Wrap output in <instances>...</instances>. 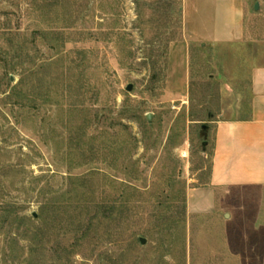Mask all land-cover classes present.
<instances>
[{
    "label": "rangeland",
    "instance_id": "obj_1",
    "mask_svg": "<svg viewBox=\"0 0 264 264\" xmlns=\"http://www.w3.org/2000/svg\"><path fill=\"white\" fill-rule=\"evenodd\" d=\"M223 47L182 0H0V264H264V186L213 178Z\"/></svg>",
    "mask_w": 264,
    "mask_h": 264
},
{
    "label": "crops",
    "instance_id": "obj_2",
    "mask_svg": "<svg viewBox=\"0 0 264 264\" xmlns=\"http://www.w3.org/2000/svg\"><path fill=\"white\" fill-rule=\"evenodd\" d=\"M255 3L182 0L185 37L201 47L222 45L226 52L238 46L239 59L247 66L243 95L248 104L238 108L244 114L219 119L214 129L213 178L230 187L264 186V15L255 14ZM206 201L198 199L195 205L201 210Z\"/></svg>",
    "mask_w": 264,
    "mask_h": 264
},
{
    "label": "water",
    "instance_id": "obj_3",
    "mask_svg": "<svg viewBox=\"0 0 264 264\" xmlns=\"http://www.w3.org/2000/svg\"><path fill=\"white\" fill-rule=\"evenodd\" d=\"M257 8H258V2L255 3V9H257ZM131 87H132L131 84H128V85L126 86V90H127V91H130V90H131ZM147 119L149 120L150 117L148 116ZM203 127H204V126H203ZM34 216H36V214H34ZM140 242H141L142 244H144V243H145V238L141 237V238H140Z\"/></svg>",
    "mask_w": 264,
    "mask_h": 264
}]
</instances>
